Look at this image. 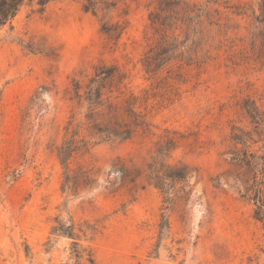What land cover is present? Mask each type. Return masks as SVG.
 <instances>
[{
	"label": "rangeland",
	"instance_id": "rangeland-1",
	"mask_svg": "<svg viewBox=\"0 0 264 264\" xmlns=\"http://www.w3.org/2000/svg\"><path fill=\"white\" fill-rule=\"evenodd\" d=\"M150 2L127 0L126 17H119L123 5L107 17L127 21L114 46L100 31V14L84 12L80 0L50 3L42 13L25 8L0 30V264L66 263L70 241L50 236L56 217L95 227L82 243L96 264H264V228L240 198L224 154L238 102L264 93V64L249 59L260 0H233L250 8L245 16L223 14L196 33L175 32L192 61L183 60L171 90L158 85L165 70L152 80L141 65L153 34ZM100 62L124 72L152 135L122 143L87 137L88 152L70 170H89L91 183L72 190L56 157L72 116L65 92L72 77L91 75ZM177 62L165 68L175 71ZM165 130L179 139L168 163L187 169L185 190L176 184L167 194L148 180Z\"/></svg>",
	"mask_w": 264,
	"mask_h": 264
},
{
	"label": "trees",
	"instance_id": "trees-1",
	"mask_svg": "<svg viewBox=\"0 0 264 264\" xmlns=\"http://www.w3.org/2000/svg\"><path fill=\"white\" fill-rule=\"evenodd\" d=\"M59 0H0V30L10 26L15 17L25 8L31 13H42L45 8ZM86 13L100 19V31L107 44H117L127 27V21H106L112 12L120 9L119 17L128 15L127 0H80ZM148 20L153 30L150 44L144 53L141 65L150 79L156 80L165 70L166 77L159 84L168 90L169 80L181 77L184 59L192 57L185 51L183 41H179L177 30L185 26V33L207 24H215L222 15L245 16L250 8L235 4L233 0H151ZM220 9L224 11L221 12ZM259 14L252 13L250 30V57L256 63L264 64V0L258 4ZM194 25V26H192ZM184 49V51L182 50ZM180 53L177 54V52ZM179 58V59H178ZM172 61L176 70L165 68ZM189 65V64H186ZM127 77L115 64L100 62L93 67L89 76L72 77L66 89L67 100L72 105V116L65 128L64 139L56 148V157L64 171L65 187L76 190L91 183L90 171L79 167L74 174L70 163L76 156L88 152L87 137L105 142H126L137 136L152 135L147 114L140 111V98L126 88ZM164 82V83H163ZM171 90V89H169ZM239 120L232 122L229 135V147L224 153L235 169V184L240 198L253 206V218L264 228V93L258 98L246 96L237 104ZM80 116L76 129L72 128L75 111ZM84 136L77 140L79 132ZM163 136L154 145V154L148 165V180L162 193L173 190L181 184L180 190L187 186V169L184 165L169 164L168 159L179 146L176 132L165 130ZM70 185V186H69ZM69 186V187H68ZM50 236L66 238L69 243L68 260L64 264H96L92 250L82 242L92 240L96 229L87 221L76 223L72 217L62 221L54 219ZM50 244V240L47 242Z\"/></svg>",
	"mask_w": 264,
	"mask_h": 264
}]
</instances>
